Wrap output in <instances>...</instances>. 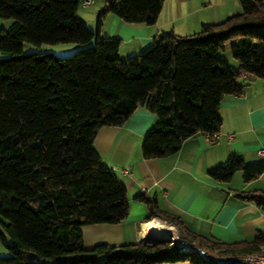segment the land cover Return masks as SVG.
<instances>
[{
    "label": "trees",
    "instance_id": "1",
    "mask_svg": "<svg viewBox=\"0 0 264 264\" xmlns=\"http://www.w3.org/2000/svg\"><path fill=\"white\" fill-rule=\"evenodd\" d=\"M239 2L241 11L223 21L187 35L164 32L124 58L122 38L100 32L105 15L154 24L164 0H107L95 31L78 15L81 0H0V241L10 250L0 264H224L168 240L87 247L83 227L129 214L126 186L94 144L100 127L123 125L146 106L156 121L142 154L161 157L195 133L219 131L221 100L243 94V75L264 78V0ZM26 41L86 46L59 57L24 52ZM238 170L252 181L264 172V158L233 153L208 173L230 181ZM242 196L264 210V188ZM139 198L149 206L147 218L159 211L148 197ZM162 213L180 224L177 215ZM179 235L218 252L264 251V234L233 242Z\"/></svg>",
    "mask_w": 264,
    "mask_h": 264
},
{
    "label": "crops",
    "instance_id": "2",
    "mask_svg": "<svg viewBox=\"0 0 264 264\" xmlns=\"http://www.w3.org/2000/svg\"><path fill=\"white\" fill-rule=\"evenodd\" d=\"M107 0H94L78 15L94 23ZM239 0H164L154 24L129 23L113 13L102 20V35L122 38L121 55L130 56L153 42L164 32L187 35L198 31L205 22H220L241 11ZM1 23L2 21L0 17ZM1 24V25H3ZM232 64L237 60L226 57ZM242 95L226 94L220 103L222 124L217 140H208L203 132L186 138L171 154L146 158L142 154L145 135L156 121L146 106H139L123 125H104L96 133L94 144L105 163L124 182L129 203L128 216L118 223H91L83 227L87 247L106 242L122 244L145 239L149 225L168 227L171 221L162 211L178 216L176 231L222 241L252 240L264 234L263 209L242 196L243 191L264 188V172L245 182L239 170L230 181L214 179L209 169L226 163L230 154L245 160L264 158L258 148L264 144V78L243 75ZM232 132L233 137L228 133ZM128 167V172L122 168ZM242 174V172H241ZM241 178V179H240ZM242 180V181H241ZM144 195L158 208L150 218L149 206L139 198ZM10 254L0 241V256ZM29 255L28 253L25 256ZM155 264H194L189 259L161 261Z\"/></svg>",
    "mask_w": 264,
    "mask_h": 264
},
{
    "label": "built area",
    "instance_id": "3",
    "mask_svg": "<svg viewBox=\"0 0 264 264\" xmlns=\"http://www.w3.org/2000/svg\"><path fill=\"white\" fill-rule=\"evenodd\" d=\"M94 2V0H81V4L83 6H89ZM206 138L210 141H214L220 138L221 133L219 131L214 132H203ZM233 133H228V136L231 138L233 137ZM258 154L264 156V144H262L258 148ZM123 172H128V167L122 168ZM264 215V210H263ZM169 227L176 231V226L173 222H170ZM177 232V231H176ZM178 233V232H177ZM180 239L173 240V242L181 248L183 251H195L200 256L208 260L218 261L224 264H264V251L261 252H248V253H240V254H233L227 252H218L209 250L205 247L195 245L191 243L186 238H183L179 235Z\"/></svg>",
    "mask_w": 264,
    "mask_h": 264
},
{
    "label": "rangeland",
    "instance_id": "4",
    "mask_svg": "<svg viewBox=\"0 0 264 264\" xmlns=\"http://www.w3.org/2000/svg\"><path fill=\"white\" fill-rule=\"evenodd\" d=\"M79 9H85L83 8V5L80 4L79 5ZM98 17H96L94 23L90 22V21H85V24L91 29V30H97L98 27ZM3 21V19H2ZM1 20H0V28H1ZM86 45L84 44H80V43H76V42H60V43H41V44H35L32 42H24L23 45V50L24 52H50L53 53L59 57H68V56H72L75 54V52L84 47ZM121 53V52H120ZM4 54L2 53V51L0 50V57L3 56ZM224 56L226 55L224 53V51H219L218 52V56ZM123 56V55H122ZM124 57V56H123ZM124 58H127V56H125ZM240 175L241 171H239ZM241 179V178H240ZM242 181V180H241ZM170 242H173V240L171 238L167 239Z\"/></svg>",
    "mask_w": 264,
    "mask_h": 264
},
{
    "label": "bare ground",
    "instance_id": "5",
    "mask_svg": "<svg viewBox=\"0 0 264 264\" xmlns=\"http://www.w3.org/2000/svg\"><path fill=\"white\" fill-rule=\"evenodd\" d=\"M145 233L147 235H153L156 237H169L174 240L180 239L178 236V233L171 229L169 226L168 227H163V226H158V225H149V227L145 230Z\"/></svg>",
    "mask_w": 264,
    "mask_h": 264
},
{
    "label": "water",
    "instance_id": "6",
    "mask_svg": "<svg viewBox=\"0 0 264 264\" xmlns=\"http://www.w3.org/2000/svg\"><path fill=\"white\" fill-rule=\"evenodd\" d=\"M145 239H149V240H167V239H169V237H156V236H153V235H149V236H146Z\"/></svg>",
    "mask_w": 264,
    "mask_h": 264
}]
</instances>
